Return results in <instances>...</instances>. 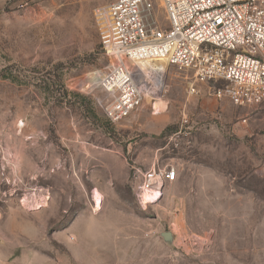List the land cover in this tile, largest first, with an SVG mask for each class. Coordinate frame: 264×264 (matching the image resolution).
Here are the masks:
<instances>
[{
  "label": "rangeland",
  "instance_id": "1",
  "mask_svg": "<svg viewBox=\"0 0 264 264\" xmlns=\"http://www.w3.org/2000/svg\"><path fill=\"white\" fill-rule=\"evenodd\" d=\"M113 1L0 0V264H264V104L168 65L155 108L110 122L92 75ZM152 168L177 174L153 200Z\"/></svg>",
  "mask_w": 264,
  "mask_h": 264
},
{
  "label": "built area",
  "instance_id": "2",
  "mask_svg": "<svg viewBox=\"0 0 264 264\" xmlns=\"http://www.w3.org/2000/svg\"><path fill=\"white\" fill-rule=\"evenodd\" d=\"M169 28L151 26L153 0H115L95 11L102 48L113 61L99 86L108 96L106 118L117 123L146 100L163 97L165 70L144 63L164 59L191 72L196 84L210 83L217 99L238 106L264 104V0H159ZM177 177L173 168L143 174L141 197L160 195Z\"/></svg>",
  "mask_w": 264,
  "mask_h": 264
},
{
  "label": "bare ground",
  "instance_id": "3",
  "mask_svg": "<svg viewBox=\"0 0 264 264\" xmlns=\"http://www.w3.org/2000/svg\"><path fill=\"white\" fill-rule=\"evenodd\" d=\"M157 61H162L161 65L157 64ZM144 65H149L153 68H159L161 70H165L166 67L168 66L164 59H151V60L146 61L144 63ZM100 76H101V73H99L98 76L96 74L92 75V81H94L95 83H99ZM94 194H95V200H96L95 210H98L100 208L101 198H100V195L98 193L94 192ZM146 194H145V197L147 196ZM157 197H155V198H157ZM146 198H149V197H146ZM155 198L150 197L151 200H153Z\"/></svg>",
  "mask_w": 264,
  "mask_h": 264
},
{
  "label": "water",
  "instance_id": "4",
  "mask_svg": "<svg viewBox=\"0 0 264 264\" xmlns=\"http://www.w3.org/2000/svg\"><path fill=\"white\" fill-rule=\"evenodd\" d=\"M162 236L165 238V239H170L171 238V234L169 232H164L162 233Z\"/></svg>",
  "mask_w": 264,
  "mask_h": 264
}]
</instances>
